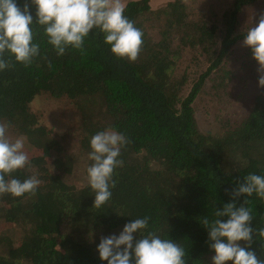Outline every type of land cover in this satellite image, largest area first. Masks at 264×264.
Masks as SVG:
<instances>
[{
    "label": "trees",
    "instance_id": "obj_1",
    "mask_svg": "<svg viewBox=\"0 0 264 264\" xmlns=\"http://www.w3.org/2000/svg\"><path fill=\"white\" fill-rule=\"evenodd\" d=\"M231 2L217 21L191 20L184 0L156 7L150 0L126 2L124 15L143 33L134 62L113 56L98 29L85 38L83 52L69 48L57 56L43 28L32 26L40 54L27 67L13 61L0 71V121L11 124L12 139L25 138L30 164L13 178L35 175L41 183L35 195H0V264H107L96 251L101 237L144 217L145 231L185 249L186 264H211L214 253L200 218L212 219L215 209L233 202L232 191L248 174L264 175V88L258 87L250 49L242 46L264 0ZM16 3L21 9L29 4L35 23L30 0ZM187 48L207 65L184 95L187 77L176 78L175 71ZM209 82L231 94L220 100L215 132L199 128L194 110ZM233 84L240 90L228 91ZM245 84L254 88L247 99L240 86ZM43 94L77 109L76 143L39 125L29 105ZM108 128L129 143L118 157L123 165L114 169L111 198L95 207V193L75 175L86 174L92 163L90 138ZM235 203L253 210V229L264 227V199L254 193ZM262 244L253 237L249 250L258 259H264Z\"/></svg>",
    "mask_w": 264,
    "mask_h": 264
},
{
    "label": "clouds",
    "instance_id": "obj_2",
    "mask_svg": "<svg viewBox=\"0 0 264 264\" xmlns=\"http://www.w3.org/2000/svg\"><path fill=\"white\" fill-rule=\"evenodd\" d=\"M35 6V23L29 4L23 9L16 0H0V71L14 63L31 65L40 54V45L34 43L32 26L43 28L47 44L57 56L69 48L83 52L85 38L93 29L104 34V43L118 59L134 62L141 51L143 33L125 15L124 0H30ZM242 46L250 49L251 58L258 65V87L264 88V11L243 34ZM7 53L8 59L5 58ZM14 61V63H13ZM51 66V65H49ZM11 124L0 121V195L21 197L35 195L41 181L31 176L23 181L12 174L30 164L24 151L25 138L12 139ZM129 141L113 128L97 132L90 138L86 179L95 193L94 205L100 207L111 198L110 188L116 186L112 179L114 169L123 165L118 159L121 149ZM264 199V175L248 174L232 191L233 202L214 210L213 218H200L207 230L210 250L214 253L211 264H264L255 252L249 250L253 237L264 241V227L253 229L252 209L235 203L240 196L253 194ZM248 200L244 201V205ZM226 218V219H222ZM149 217L137 218L125 224L119 235L101 237L96 248L101 262L107 264H186L185 249L170 238H162L156 231L148 230ZM138 233L139 238L134 237ZM244 242L245 246H241ZM264 246V244H262Z\"/></svg>",
    "mask_w": 264,
    "mask_h": 264
},
{
    "label": "rangeland",
    "instance_id": "obj_3",
    "mask_svg": "<svg viewBox=\"0 0 264 264\" xmlns=\"http://www.w3.org/2000/svg\"><path fill=\"white\" fill-rule=\"evenodd\" d=\"M132 0H124V3ZM171 0H150V5L153 7L163 5ZM232 0H184L186 2L187 10L191 17V20H205L212 21L220 18L223 11L232 3ZM195 50L187 48L184 50L183 56L178 63V67L175 71L176 78L186 75L187 82L183 88V94L185 95L194 82L198 79V76L205 71L206 63L195 54ZM210 83V82H209ZM213 83L205 84V88L200 92L194 102L195 117L199 128L203 132H215L221 127L220 123V100H227V97L231 94L227 93L225 87H212ZM243 88V99L251 97L253 94L252 87L240 85ZM252 88V89H251ZM239 87L233 84L231 93ZM240 90V89H239ZM219 101V102H217ZM30 110L37 116L38 123L46 130L50 131L55 136H67L72 139L71 142H77L79 136L80 115L65 99H54L43 94L37 96L29 105ZM227 108V107H225ZM231 109V108H230ZM229 109V110H230ZM76 177H78L77 183L83 184L87 182L85 172L76 170ZM121 231L112 233L111 235H119Z\"/></svg>",
    "mask_w": 264,
    "mask_h": 264
}]
</instances>
